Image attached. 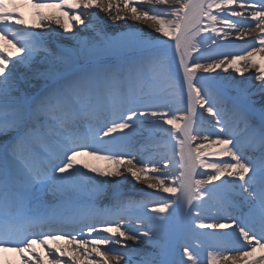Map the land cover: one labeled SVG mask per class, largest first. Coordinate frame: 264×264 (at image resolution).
Returning <instances> with one entry per match:
<instances>
[{
	"label": "snow or ice",
	"instance_id": "6c2138e0",
	"mask_svg": "<svg viewBox=\"0 0 264 264\" xmlns=\"http://www.w3.org/2000/svg\"><path fill=\"white\" fill-rule=\"evenodd\" d=\"M100 11L125 28L109 33ZM17 65L42 83L17 79ZM249 69L257 92L236 83ZM258 94L264 0H0V261L134 264L131 241L152 249L135 264H264ZM145 132L151 149L137 147ZM129 181L152 191L123 199ZM218 193L226 203H211ZM202 231L217 250L202 262L184 243L177 259L173 241Z\"/></svg>",
	"mask_w": 264,
	"mask_h": 264
},
{
	"label": "bare ground",
	"instance_id": "6f19581e",
	"mask_svg": "<svg viewBox=\"0 0 264 264\" xmlns=\"http://www.w3.org/2000/svg\"><path fill=\"white\" fill-rule=\"evenodd\" d=\"M173 1H175V0H169V3L172 4V5H175L173 3ZM175 6H178V5H175ZM23 10L25 11V14L27 15L29 23H32L34 21L35 17L33 15V10L31 9V7H26ZM46 11H55V10L54 9H46ZM112 15H115V13H112ZM98 18H99L100 22H102L104 24L106 30L109 33L120 32V31H122L125 28V25L123 24L122 21H117V22L111 21L110 17L108 16V14L106 12L100 11L98 13ZM168 18L172 19V17H168ZM85 19L87 20V17H85ZM129 24L138 26L140 28H143L146 31L149 30L148 26L144 25L142 22H135V21L129 20ZM52 28L55 29L56 26L53 25ZM74 31L79 34L80 38L86 39V40H91L93 35H94V33L91 30H83L82 31L80 26L76 27L74 29ZM68 35L69 34H64L63 36H61L60 32L53 31L52 34H51V39L53 41H60L62 43V45L68 46V45L71 44V40L68 38ZM10 67H12L11 64H10ZM35 67L39 68L40 70H43L42 67L39 64H37ZM218 71H220V70H218ZM254 71L249 72V70H248V71H246L244 73L243 77H239V78L236 77V83L240 84L241 87H245L246 90L248 92H250V93L257 92L258 88H259V81H256V80L253 79ZM13 74H14V76L17 79L27 78V79L30 80L31 83H34V84H38L39 83L36 80L31 79L32 73L29 72L23 66L17 65L13 69ZM234 75H235L234 70H229L228 73H221V78L227 76L229 79H231ZM251 98L258 102L257 105H256L257 108H259V106H260L259 102L262 99H264V97H262V95H259V94L258 95H253ZM209 122H211V121H209ZM137 141H138L137 147H143V148L151 149V148L148 147L151 144L146 143L145 139H143V140L137 139ZM199 142L203 143L205 141H203V139L201 138V140ZM258 155H259V149H257L256 151H250V154H249V156H251V157H256ZM170 167H171V165H170ZM161 171H164V170H161ZM113 179H114V181H116V180H120L122 178H113ZM124 185L125 186H129V187L139 186V188L147 189L143 181H141L139 184H134L131 181H129L128 183L122 184L121 186H124ZM140 195L141 196H135L134 200H140V199L144 198V196H142V194H140ZM221 196H224V194L223 193L222 194L218 193V198L216 199L217 202H215V200H213L211 203L212 204H216L218 202H225L226 203V201L224 199H221ZM122 198L123 199H127L128 196H123ZM129 198H131V196ZM48 199L51 200L52 197L49 196ZM103 199L104 200H100V202H101V204H104V205L109 204V202L111 200V199H108V197L103 198ZM215 212H216V209L212 208V213L215 214ZM231 214H237V213L234 212V210H232ZM141 227H142V225H141ZM202 233H207V231H202ZM133 234H135V233H133ZM189 237L192 238L193 236L192 235H188L187 237L181 238L178 245H182L183 242L185 241V239L189 238ZM205 242H206V246L203 245L201 247V250H198V255H197V259L199 261H202V262L207 260V256H208L209 252L217 250L216 246L220 243L218 241V239L216 237H213V236L212 237H207V240ZM62 243H63V241H62ZM128 243H129V250H134L133 251L134 264H135V261L138 259L137 253H140V254L150 253L149 251L144 250V249H142V250H135L134 249L135 247H139V248L145 247L146 248L147 244L144 243V242H141L140 244H133L131 241H129ZM176 243L177 242L174 243V249L176 247ZM37 247H40V246H37ZM102 250L103 251H107V248H104ZM180 250L182 251V248H180ZM180 253L176 254V258L177 259L180 258ZM121 254L123 255V253H121ZM235 254L236 253L233 252V255H235ZM125 259H127V257H125ZM185 259H187V257H185ZM0 264H19V257L15 256V255H9L6 258H2V261H0ZM121 264H123V261L121 262ZM229 264H230V262H229Z\"/></svg>",
	"mask_w": 264,
	"mask_h": 264
},
{
	"label": "rangeland",
	"instance_id": "374dc122",
	"mask_svg": "<svg viewBox=\"0 0 264 264\" xmlns=\"http://www.w3.org/2000/svg\"><path fill=\"white\" fill-rule=\"evenodd\" d=\"M251 71H254V69H249V72H251ZM239 78V77H238ZM39 83H42V82H39ZM209 126H212V125H209ZM137 138H139V136L137 137ZM161 170H164L163 168H161ZM136 187H138L139 188V186H136ZM121 188L122 189H128V186H121Z\"/></svg>",
	"mask_w": 264,
	"mask_h": 264
}]
</instances>
